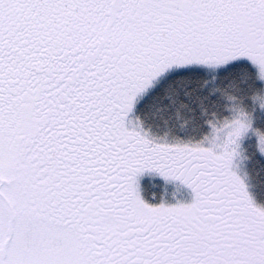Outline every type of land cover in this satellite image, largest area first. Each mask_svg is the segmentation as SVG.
Wrapping results in <instances>:
<instances>
[{
  "label": "snow or ice",
  "instance_id": "6c2138e0",
  "mask_svg": "<svg viewBox=\"0 0 264 264\" xmlns=\"http://www.w3.org/2000/svg\"><path fill=\"white\" fill-rule=\"evenodd\" d=\"M264 0H0V264H264Z\"/></svg>",
  "mask_w": 264,
  "mask_h": 264
},
{
  "label": "trees",
  "instance_id": "16d2710c",
  "mask_svg": "<svg viewBox=\"0 0 264 264\" xmlns=\"http://www.w3.org/2000/svg\"><path fill=\"white\" fill-rule=\"evenodd\" d=\"M259 199L264 200V193H261Z\"/></svg>",
  "mask_w": 264,
  "mask_h": 264
}]
</instances>
